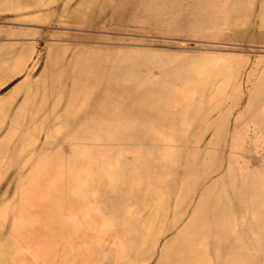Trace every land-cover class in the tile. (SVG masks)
Here are the masks:
<instances>
[{"label":"rangeland","instance_id":"rangeland-1","mask_svg":"<svg viewBox=\"0 0 264 264\" xmlns=\"http://www.w3.org/2000/svg\"><path fill=\"white\" fill-rule=\"evenodd\" d=\"M0 264H264V0H0Z\"/></svg>","mask_w":264,"mask_h":264}]
</instances>
